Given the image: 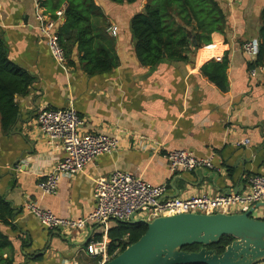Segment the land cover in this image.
Returning a JSON list of instances; mask_svg holds the SVG:
<instances>
[{"label": "crops", "instance_id": "obj_1", "mask_svg": "<svg viewBox=\"0 0 264 264\" xmlns=\"http://www.w3.org/2000/svg\"><path fill=\"white\" fill-rule=\"evenodd\" d=\"M94 1L100 22L105 19L116 28L107 34L115 44L117 66L99 75L81 69L74 48L63 70L36 30L37 14L64 13L66 1L0 0V35L9 56L35 78L29 93L16 99L15 125L8 133L0 130V199L11 210L7 224L0 221V231L10 241L2 255L12 264H97L86 244L102 236V227L48 231L25 212V204L35 202L60 218L85 219L95 207L94 181L114 171L152 186L167 185L165 198L245 193L253 176H264V73L257 67L251 74L254 60L241 49L244 42L258 41L264 0H215L226 18L224 34L213 33L210 46L189 53L187 61L164 59L153 68L138 62L130 31L131 18L143 11L146 0ZM64 21V16L58 21L57 35ZM225 55L226 85L221 89L200 69L211 61L221 63ZM44 107H73L84 121L79 133L118 139L113 153L62 178L52 195H43L38 184L64 152L39 131L36 117ZM243 140L249 144L236 145ZM167 151L211 159L214 169L171 176L163 157ZM254 216L264 219V209ZM115 226L109 222L110 230Z\"/></svg>", "mask_w": 264, "mask_h": 264}, {"label": "built area", "instance_id": "obj_2", "mask_svg": "<svg viewBox=\"0 0 264 264\" xmlns=\"http://www.w3.org/2000/svg\"><path fill=\"white\" fill-rule=\"evenodd\" d=\"M63 17V11H57L53 17L43 14L36 16V30L45 40L47 49L57 65L66 70V57L59 44L56 32L57 23ZM116 28L109 27L107 32L115 34ZM208 45L207 47H209ZM242 51L254 60L258 52L257 43L244 42ZM264 73V67H260ZM256 69L251 70L254 74ZM36 122L40 133L64 152V158L38 184L43 195L56 192L62 178H69L81 172L83 168L98 157L113 153L118 147L116 136L107 134H81L79 129L84 125L83 119L73 107L65 109L42 108L39 110ZM248 140H243L237 146H246ZM146 144L142 145L145 149ZM167 161L171 176L191 172L198 169H214L211 159H200L186 151H167L163 155ZM93 198L95 207L85 219H66L54 215L49 210L42 209L35 202L25 204V212L34 216L41 227L48 231H76L87 226L102 227L100 238H91L86 244L87 253L97 261L105 264L114 258L108 253L109 222L131 224L133 221L143 224L161 217L178 214H244L252 206L264 203V176H253L249 180V189L245 193H229L215 197L208 195L191 196L188 198H165L167 185L152 186L140 177L114 171L108 177L97 178L94 181ZM127 238V236L125 237ZM63 264H71L64 262Z\"/></svg>", "mask_w": 264, "mask_h": 264}, {"label": "trees", "instance_id": "obj_3", "mask_svg": "<svg viewBox=\"0 0 264 264\" xmlns=\"http://www.w3.org/2000/svg\"><path fill=\"white\" fill-rule=\"evenodd\" d=\"M63 1V0H62ZM65 21L59 28V44L64 50L66 61L76 49L81 69L88 75L111 72L117 66L115 44L107 34L110 27L94 0H64ZM114 4H135L139 0H108ZM98 20V21H97ZM97 21V22H96ZM260 30L257 41L258 52L249 69L264 66V7L260 16ZM226 18L215 0H146L142 12L136 13L130 21L134 50L140 64L153 68L162 60L187 61L203 46L211 44L213 33L224 34ZM70 61V60H69ZM228 57L221 63L211 61L204 64L200 72L221 89L226 85ZM68 66V62H66ZM35 78L9 56L5 42L0 35V130L8 133L18 116L16 99L26 96ZM11 210L0 199V221L7 224ZM145 225L117 223L109 231L108 253L112 257L138 241L145 233ZM127 236V238H125ZM232 238L224 236L209 250L221 254ZM10 247L9 239L0 231V264H12V259L3 258L2 251ZM199 245L186 246L184 252H197ZM114 257V256H113Z\"/></svg>", "mask_w": 264, "mask_h": 264}, {"label": "water", "instance_id": "obj_4", "mask_svg": "<svg viewBox=\"0 0 264 264\" xmlns=\"http://www.w3.org/2000/svg\"><path fill=\"white\" fill-rule=\"evenodd\" d=\"M259 209H264V203L252 206L244 214L188 213L143 222L146 231L138 241L105 264L263 263L264 219L254 216ZM224 236L233 241L221 254L207 248L218 244ZM193 245L201 248L197 252L181 250Z\"/></svg>", "mask_w": 264, "mask_h": 264}]
</instances>
